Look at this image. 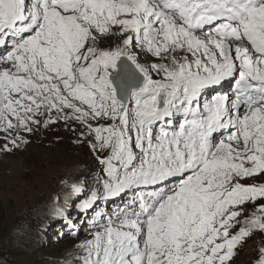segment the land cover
Returning a JSON list of instances; mask_svg holds the SVG:
<instances>
[{
	"label": "snow or ice",
	"instance_id": "6c2138e0",
	"mask_svg": "<svg viewBox=\"0 0 264 264\" xmlns=\"http://www.w3.org/2000/svg\"><path fill=\"white\" fill-rule=\"evenodd\" d=\"M58 124L102 166L54 208L90 221L78 264H234L264 238V0H0V154Z\"/></svg>",
	"mask_w": 264,
	"mask_h": 264
},
{
	"label": "rangeland",
	"instance_id": "374dc122",
	"mask_svg": "<svg viewBox=\"0 0 264 264\" xmlns=\"http://www.w3.org/2000/svg\"><path fill=\"white\" fill-rule=\"evenodd\" d=\"M76 139L58 124L31 136L26 148L0 154V207L10 230L5 246L17 256L0 257V264H78L79 245L90 238L86 226L90 221L86 216L78 218L70 207L76 197H69L67 203L79 229H70L54 208L65 202L74 181L87 179L85 187L94 188L102 166L97 154ZM72 149L81 152L68 151ZM261 246L264 238L255 233L234 264H255Z\"/></svg>",
	"mask_w": 264,
	"mask_h": 264
},
{
	"label": "trees",
	"instance_id": "16d2710c",
	"mask_svg": "<svg viewBox=\"0 0 264 264\" xmlns=\"http://www.w3.org/2000/svg\"><path fill=\"white\" fill-rule=\"evenodd\" d=\"M55 129V128H54ZM64 135V134H63ZM71 151L73 153L78 154L81 151H76V150H68ZM2 208L0 207V257L3 258H7V257H12L15 258L17 257L15 254L14 249H7V247L5 246V242L7 241L8 237H9V232L10 230L7 227V220L5 219V216L3 215L4 213H2Z\"/></svg>",
	"mask_w": 264,
	"mask_h": 264
}]
</instances>
